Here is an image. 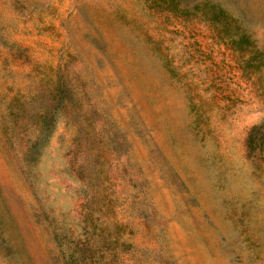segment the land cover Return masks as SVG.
I'll use <instances>...</instances> for the list:
<instances>
[{
	"label": "rangeland",
	"instance_id": "374dc122",
	"mask_svg": "<svg viewBox=\"0 0 264 264\" xmlns=\"http://www.w3.org/2000/svg\"><path fill=\"white\" fill-rule=\"evenodd\" d=\"M78 258L264 264V0H0V264Z\"/></svg>",
	"mask_w": 264,
	"mask_h": 264
},
{
	"label": "trees",
	"instance_id": "16d2710c",
	"mask_svg": "<svg viewBox=\"0 0 264 264\" xmlns=\"http://www.w3.org/2000/svg\"><path fill=\"white\" fill-rule=\"evenodd\" d=\"M71 115L72 117L78 122H80L81 118H83V120L87 123V127L85 128L84 130V134L86 136H90L92 142L94 143L95 141H97L98 139H100V134L102 133V130H103V126H100V128L96 129L94 127V125L92 124V121H91V116L90 114L87 112V113H80L79 111H72L71 110ZM80 119V120H79ZM48 122L47 121H44L43 122V128L42 130L44 131V133L41 135V138L40 140H44L49 132V129H48ZM105 130V129H104ZM91 133V135H90ZM88 138V137H87ZM39 140V144H41V141ZM90 144H92L90 142ZM77 145H82V140L79 138V141L77 142ZM88 145V144H86ZM30 155V154H29ZM82 262V259L81 258H78L77 260H66V264H80Z\"/></svg>",
	"mask_w": 264,
	"mask_h": 264
}]
</instances>
